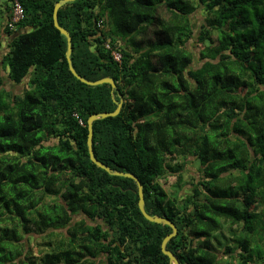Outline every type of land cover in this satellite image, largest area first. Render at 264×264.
I'll use <instances>...</instances> for the list:
<instances>
[{
  "label": "trees",
  "instance_id": "1",
  "mask_svg": "<svg viewBox=\"0 0 264 264\" xmlns=\"http://www.w3.org/2000/svg\"><path fill=\"white\" fill-rule=\"evenodd\" d=\"M15 1L25 16L10 27ZM57 1H7L0 264H171L172 228L144 217L137 182L90 159L89 117L121 99L117 116L93 123L95 156L135 174L146 211L176 225L167 249L180 264H264V0L66 3L74 68L116 89L71 72Z\"/></svg>",
  "mask_w": 264,
  "mask_h": 264
},
{
  "label": "water",
  "instance_id": "2",
  "mask_svg": "<svg viewBox=\"0 0 264 264\" xmlns=\"http://www.w3.org/2000/svg\"><path fill=\"white\" fill-rule=\"evenodd\" d=\"M75 0H59L56 2L55 6H54V13H53V19H54V25L55 27L67 38V59H68V63H69V67L71 72L83 83H86L88 85L91 86H95V85H100V84H104V83H109L112 85L113 89H116V83L114 81L113 78L110 77H105L96 81H91L88 80L86 78H84L83 76H81L80 74L77 73L76 69L73 66L72 63V59H71V54L73 51L72 48V36L70 34V32L65 29L64 27H62L59 23V16H58V11L59 9L65 5L68 2H72ZM117 103V108L115 111L113 112H106V113H98V114H93L89 117L88 119V139H87V144H88V151H89V155H90V159L92 162H94L97 166H99L100 168L106 170L108 173L115 175V176H120V177H129L131 179H134L137 182L138 185V193H139V208L140 211L142 212V214L144 215V217L151 221V222H155V223H162L165 225H168L172 228V232L167 235L163 242H162V251L165 255H167L170 259V263L171 264H180V262L178 261V259L176 258V256L174 255V253L170 250L167 249V244L168 242L177 235L178 233V228L176 227V225L169 219L165 218V217H161L158 215H151L146 211L145 208V198H144V189H143V185L141 183V181L139 180V178L133 174V173H128V172H123V171H119V170H115L109 166H107L106 164L102 163L101 161H99L96 156H95V152L93 149V138H94V126L93 123L98 120V119H105L108 117H115L117 116L123 106V99H121L120 101H116Z\"/></svg>",
  "mask_w": 264,
  "mask_h": 264
},
{
  "label": "rangeland",
  "instance_id": "3",
  "mask_svg": "<svg viewBox=\"0 0 264 264\" xmlns=\"http://www.w3.org/2000/svg\"><path fill=\"white\" fill-rule=\"evenodd\" d=\"M203 11H202V9L200 8L199 10H197L196 11V14H195V17H194V19L196 20V27H195V29L196 28H198V26H199V24L201 23V22H204V19H203V13H202ZM195 46V43H193V42H191L190 43V47L192 48V49H194L193 47ZM194 51H196V49L194 50ZM6 82L8 83V79L6 80ZM9 88H13V89H15L17 92H21V90H22V88L21 87H19V86H10ZM193 160H194V158H192ZM192 160V161H193ZM195 164H197V163H193V162H190L186 167H185V169L186 170H184V172H183V179L181 180L182 182V184H183V186H184V189H183V192L184 193H187L188 192V190H190L191 189V185H190V174L192 175H194V173H195V175L197 176V169L195 168L197 165H195ZM194 165V166H193ZM192 175V176H193ZM161 183L163 184V186L167 189V190H169L170 192L171 191H173V190H175L177 187H175V185L178 183L177 182V176H171V177H168L167 178V180L166 179H162V181H161ZM262 193H264L263 191H262ZM50 201H53V198L50 200ZM236 228H238L239 229V226L237 227L236 226ZM235 230V228H233V231ZM231 228L229 229V228H227V229H225V231H224V234H227V237H230L232 234H231ZM222 239V241L225 243L226 241H228L226 238L224 239V238H220V240ZM34 248H36V246H35V244H34ZM219 248H221V246H219ZM221 255V257H224V260H229L230 259V257H228V256H225V255H223L222 253L220 254Z\"/></svg>",
  "mask_w": 264,
  "mask_h": 264
},
{
  "label": "crops",
  "instance_id": "4",
  "mask_svg": "<svg viewBox=\"0 0 264 264\" xmlns=\"http://www.w3.org/2000/svg\"><path fill=\"white\" fill-rule=\"evenodd\" d=\"M7 1L8 0H0V57L1 55H4L8 51L9 39L4 32V27L7 21V17L9 15V11H7L8 8Z\"/></svg>",
  "mask_w": 264,
  "mask_h": 264
},
{
  "label": "built area",
  "instance_id": "5",
  "mask_svg": "<svg viewBox=\"0 0 264 264\" xmlns=\"http://www.w3.org/2000/svg\"><path fill=\"white\" fill-rule=\"evenodd\" d=\"M24 9L19 1H15L13 15L9 23L10 27H13L16 22H19L24 18ZM116 58L120 59V55L116 54Z\"/></svg>",
  "mask_w": 264,
  "mask_h": 264
}]
</instances>
